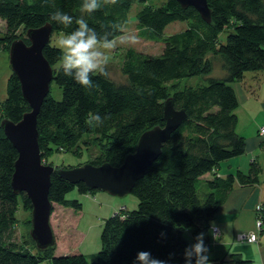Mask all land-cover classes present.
<instances>
[{"label": "trees", "instance_id": "obj_1", "mask_svg": "<svg viewBox=\"0 0 264 264\" xmlns=\"http://www.w3.org/2000/svg\"><path fill=\"white\" fill-rule=\"evenodd\" d=\"M151 1L116 0L113 4L98 0L100 8L87 15L81 12L83 0H0L2 52L7 53L15 39L28 44L25 32L29 28L50 23L51 36L71 32L75 24L65 28L50 19L56 10L74 18L84 15L89 27L103 33L114 32V23L125 26L131 7L137 3V34L146 41L162 43L158 55L127 48L121 62L124 80L116 82L110 76L93 74L96 86L88 90L64 75L62 50L48 42L42 54L52 68L61 99L48 94L37 115L41 163L52 165L48 158L54 153L76 156L83 144L96 151L87 163L119 167L145 130L163 126L165 100L171 98L174 109L183 110L187 118L163 144L160 155L143 177L133 184L130 193L138 199L135 210L123 209L103 220L101 248L92 262L77 251L56 256L53 232L54 244L43 251L35 248L29 232L16 237L20 221L16 212L20 206L27 214L23 224L29 227L31 203L24 192L12 191L10 180L17 152L0 127V264H40L47 260L49 264H137L136 256L141 251L165 264H185L184 251L200 233H205L207 254L210 264L214 263L209 251L211 221L234 182L256 185L262 171L253 161L245 173L236 170L234 175L222 178L215 172L223 161L245 152V138L236 131L238 119L234 111L238 104L232 85L246 73L264 70V0H207L209 23L194 8H181L176 0ZM177 21L186 23L183 30L164 34L166 26ZM221 33L225 34V41L218 38ZM214 67L221 71L216 77L212 75ZM196 76L202 78L201 83L189 85L187 81L194 82ZM6 92L0 102V121L17 123L30 107L14 73L7 78ZM89 113L105 117L103 124H89ZM50 180L51 214L56 205L72 214L79 212L81 203L66 198L69 192L86 195L97 191L54 174ZM258 205L260 210L257 212L256 206L254 213L260 216L262 228L256 233L257 238L264 232V209ZM228 260L233 264L252 262L242 259L239 253L230 254Z\"/></svg>", "mask_w": 264, "mask_h": 264}, {"label": "water", "instance_id": "obj_2", "mask_svg": "<svg viewBox=\"0 0 264 264\" xmlns=\"http://www.w3.org/2000/svg\"><path fill=\"white\" fill-rule=\"evenodd\" d=\"M181 8H194L204 22L211 21L207 0H176ZM52 27L50 23L29 28L25 32L28 44L22 39L11 42L8 50L10 69L20 81V91L30 110L17 123L2 119L0 127L17 157L13 165L11 188L15 194L24 192L31 203L29 237L35 248L43 251L54 244L49 224L51 203L48 189L52 174L72 184L83 183L86 189L104 191L109 195L123 196L130 193L135 181L143 177L148 167L160 155V150L168 142L176 128L185 122L183 110L174 109L171 98L163 104V126H153L145 130L136 141L132 151L125 155L121 166L108 163L93 166L90 163L69 169L41 163L38 147L36 119L44 98L50 93L52 68L42 51L48 44Z\"/></svg>", "mask_w": 264, "mask_h": 264}, {"label": "rangeland", "instance_id": "obj_3", "mask_svg": "<svg viewBox=\"0 0 264 264\" xmlns=\"http://www.w3.org/2000/svg\"><path fill=\"white\" fill-rule=\"evenodd\" d=\"M151 3H158V0H152ZM130 10L128 16H127V23L126 28L132 32L137 34V30L135 27V19L134 15L136 14L138 8V3L134 4ZM4 25H2V22H0L1 29ZM186 26L185 22L180 23L172 22L171 24L167 25L164 31V34L170 35L175 32H179L183 30V28ZM58 38L59 34L53 33V35L49 39V44L58 46ZM222 41H225V34L221 33L219 37ZM127 48H133L136 51H141L143 53H146L148 55H158L161 53L162 49V43L158 41H146L144 39H140V42L136 45H128V44H121L119 43V39L117 36V46L115 49L107 52L108 56V64H107V71L109 73L108 76L111 77L114 81H123L124 78L121 75V62L123 55L125 54V50ZM60 64V63H59ZM56 65L55 67L59 66ZM221 71L219 69H216L214 67V70L212 71L213 76H218V74ZM12 73V69H10L9 65V58H8V52H2L0 51V102H2L6 98V88H7V78ZM249 74V73H246ZM202 78L199 76L194 77L193 79H189L187 83H190L189 85H196V83H201ZM183 85V84H182ZM50 96H52L55 100L61 99V91L58 89L57 85L55 84L54 80L50 84ZM250 115V114H249ZM251 116L245 117L243 115L240 116V120L237 123V130L238 131H247V133L253 132V126H251L250 119ZM255 120V118H254ZM254 120L251 119V123L254 124ZM246 133V135H247ZM245 135V136H246ZM82 145L81 153L74 156L71 153H54L53 155L49 156L48 162L52 164L51 166H69L65 168H59L58 169H69V168H75L77 166L87 164L88 160L95 156L96 151L94 148H92L90 145ZM262 150H264V147H260ZM260 149V150H261ZM257 151V150H256ZM255 151V152H256ZM252 158H246V168L247 170L250 161ZM234 163V162H233ZM49 165V164H48ZM264 170V169H263ZM222 173H226V170L224 168V165H222ZM260 188L262 193L264 194V172H262L260 175ZM66 198L69 199H75L81 203V209L79 212H76L72 214L69 209H64L59 206H53L52 214L50 215V221L49 224H51L53 235H55V255H59L58 253H68L69 251H77L78 253H82L87 257V260L92 262L96 258L97 252L100 250V232L102 230V226L104 224L103 220L112 216L113 213L119 212L121 210H128L132 211L135 210L137 207L138 199L133 196L131 193L124 194L123 196H115V195H109L107 192L104 191H94L89 192V194H80L77 191L69 192L66 196ZM18 220L17 229H16V237L18 239L21 235H27L30 230V223L29 227L27 225L23 224L24 219H27V214L22 211V209L18 208L16 212ZM25 219V220H26ZM232 231V230H230ZM228 231L225 235L224 239L227 242H224V245L227 246V250L224 251V255L222 252H220L219 259H223V262H217L216 264H233V262L228 260V257L235 250H240L244 255L251 257V264H263L261 260H259L260 253L257 249L258 245H255L253 243H246V242H237L231 239V232ZM256 232L255 228L254 231ZM209 235L211 237V240L214 238L212 237V233L209 231ZM220 235V231H219ZM219 235L215 236L218 237ZM261 236V237H260ZM184 237L186 240L189 241V234L188 232L184 233ZM235 237V236H234ZM258 238H261V242H264V232L258 236ZM214 241L220 243V239L214 238ZM220 240V241H219ZM20 241V240H19ZM213 241V242H214ZM230 248V250H229ZM262 249H264V244L262 245ZM224 256V257H223ZM212 263V264H215ZM40 264H49V261H42Z\"/></svg>", "mask_w": 264, "mask_h": 264}, {"label": "crops", "instance_id": "obj_4", "mask_svg": "<svg viewBox=\"0 0 264 264\" xmlns=\"http://www.w3.org/2000/svg\"><path fill=\"white\" fill-rule=\"evenodd\" d=\"M232 86L237 97L238 106L234 112L235 115H237L238 121L240 120L241 115L248 118L252 115L251 119L254 120L255 118V120L253 124L250 119L249 124L253 126V132L251 133H247V131H238L236 124L237 133L245 138V152L241 156L233 157L232 159L225 160L221 163L215 172L217 176L222 178L228 174L234 175L236 170L245 173L246 158H252L250 163L257 161L262 170L261 173L264 172V150L260 148L261 146L264 147V137L259 135V129L264 127V70L261 72L245 74L240 82L233 83ZM222 165H224L226 173L221 172ZM205 176L210 177V175ZM259 180L260 176L258 177V183L253 186H243L240 183L234 182L235 184L230 191L228 198L221 205L222 207L211 221L210 225L214 223L216 228L220 231V235L214 238L221 240H219L220 243H216V241L213 240L214 238L211 240L209 235V240H211L209 244L210 257L214 262L217 261L216 259H219L220 252L224 255V251L228 249L227 246L230 243H228V245L223 244L224 242H227L224 237L225 235H228V231L232 230L230 231V236L231 239L236 242L237 240L234 236H236L237 233L248 234V232L254 231L256 217L254 213L255 207L258 206V204H261L264 209V194L261 191ZM253 244L258 245L257 249L260 253L259 260L264 264V249H262L264 242L262 243L261 238H259V242ZM234 252L236 253L232 254L239 253L242 259L251 260L250 256L248 257L244 255L240 250H235ZM216 263L217 262H215V264Z\"/></svg>", "mask_w": 264, "mask_h": 264}, {"label": "clouds", "instance_id": "obj_5", "mask_svg": "<svg viewBox=\"0 0 264 264\" xmlns=\"http://www.w3.org/2000/svg\"><path fill=\"white\" fill-rule=\"evenodd\" d=\"M115 3L116 0H110ZM100 8L98 0H83L81 12L91 15ZM50 19L65 28H70L75 24V28L68 33L61 32L58 38V46L62 50L61 69L65 76L72 78L81 87L91 90L94 85L93 74L107 77L108 56L107 52L117 46L118 39L121 44L136 45L141 37L130 32L123 24H112L114 32H97L89 27L84 15L74 18L71 15L56 10L51 14ZM105 117L99 113H89V124L95 123L97 126L103 124ZM209 231L213 237L219 235L215 224L210 225ZM163 235V234H162ZM205 233H200L195 237V243L184 251L185 264H210L208 248L204 243ZM137 264H165L164 261L153 258L149 252L141 251L136 256Z\"/></svg>", "mask_w": 264, "mask_h": 264}, {"label": "built area", "instance_id": "obj_6", "mask_svg": "<svg viewBox=\"0 0 264 264\" xmlns=\"http://www.w3.org/2000/svg\"><path fill=\"white\" fill-rule=\"evenodd\" d=\"M259 135L264 137V127H261L259 129ZM260 210V205H258L256 207V211L258 212ZM262 221L260 216L257 214L256 218H255V222H254V227L256 228V232H248V234L246 233H237L235 236V239L238 241H245V242H258V238H257V232L260 231V229L262 228ZM219 234V229L216 228Z\"/></svg>", "mask_w": 264, "mask_h": 264}]
</instances>
